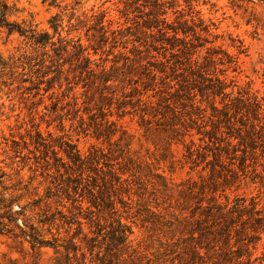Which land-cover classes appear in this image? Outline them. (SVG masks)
<instances>
[{
    "label": "rangeland",
    "instance_id": "374dc122",
    "mask_svg": "<svg viewBox=\"0 0 264 264\" xmlns=\"http://www.w3.org/2000/svg\"><path fill=\"white\" fill-rule=\"evenodd\" d=\"M9 1L24 11L21 18L33 17L52 35L56 16L63 38L56 47L68 50L62 73L46 70L43 98L33 97L35 91L12 94L15 111L7 108L0 118V174L24 203L47 204L62 245L81 246L85 256L78 253L72 264H199L191 254L218 228L230 226L235 237L248 233L254 218L264 220L263 6L247 0H198L193 8L183 0H55L59 7L49 6L53 0ZM198 18L208 33L195 28ZM186 19L196 34L179 38L191 50H171L173 31ZM80 47L93 60L92 72L77 59ZM25 51L51 65L52 51L41 55L0 30V54ZM37 131L42 145L34 144ZM66 151L85 159V171L90 167L83 179ZM218 206L224 219L209 214ZM236 208L245 214L241 220ZM124 234L127 245L111 246ZM263 241L256 251L249 244V264H264L256 260ZM0 255L17 264L55 262L52 249L32 251L5 236Z\"/></svg>",
    "mask_w": 264,
    "mask_h": 264
},
{
    "label": "trees",
    "instance_id": "16d2710c",
    "mask_svg": "<svg viewBox=\"0 0 264 264\" xmlns=\"http://www.w3.org/2000/svg\"><path fill=\"white\" fill-rule=\"evenodd\" d=\"M255 6H263L264 0H247ZM45 2V1H44ZM184 4L188 7L193 8L199 4L198 0H183ZM50 7H59L55 0L49 3ZM23 10L17 7L16 3H10L9 0H0V30L6 32L8 38L17 36L21 39L22 44L29 47L34 52H41V55H49V51H52L54 55L51 57V65H47L44 58H40L38 55L28 54L27 51L20 53L19 55L14 53L7 57L0 54V118L3 117L4 111L9 108L11 111H15V96H12L15 92L31 94L35 91L36 96H41V86L46 82L48 83V76L51 67H55L58 71L57 73H62L61 60L63 57V52H67L68 46L60 45L56 47V44L63 41L61 33L58 31L60 25L58 23H53L56 16L52 17L50 21V28L54 31V34H50L48 30L40 29L39 24L34 21L32 17L31 20L27 18H21ZM247 12V8H245ZM16 17L17 20H12ZM20 19V20H19ZM193 22L194 19H191ZM199 24L195 28H200L201 32L208 33L209 27L204 25V21L198 18ZM259 24V21H256ZM189 20L183 21L184 28H175L173 41L168 43L171 50H179L182 53H188L191 50L189 48L190 43L186 42L185 38L189 37V34H196V29H193L189 24ZM248 24H253L252 21H248ZM264 26V25H263ZM179 35H183L184 39L179 38ZM58 37L55 41V37ZM205 45H200L197 48H203ZM78 55V61L82 59L86 63V71L92 72V62L90 57L85 55V49L80 47ZM27 84H29L27 86ZM13 85H17L15 88L11 89ZM45 92L48 89H44ZM6 98L9 102V106L6 105ZM240 101H243L242 99ZM258 105V104H257ZM256 108V106H255ZM260 108H258L259 111ZM32 111V108L29 109ZM256 111V109H253ZM38 139L32 140L34 144H43L39 140H43L42 135L39 131L36 132ZM250 134V132L248 133ZM247 136V132H246ZM34 139V137H33ZM239 139L244 138L239 135ZM39 141V142H38ZM255 149V148H254ZM66 157L68 162L73 164L79 172V177L83 179L84 175L89 172L90 167L86 169V161L78 152L66 151ZM64 164V163H62ZM86 172V173H84ZM6 176L5 173L0 174V236L8 237L14 241H17L22 247L28 246L32 251H41L43 249H52L54 251V263L53 264H72V261L77 260V254L81 253V256H85L80 245H77L73 240L68 246L61 244L59 237L53 234V226L56 223V218L54 214L45 212V207L42 206V200H33L30 202H23V195L17 193V189L10 191L9 188L4 185L2 181ZM73 178L70 176L68 178L69 182H72ZM79 185V184H78ZM78 185L76 187H78ZM28 186H24L23 190H27ZM22 189H18L21 191ZM237 208L239 207L238 204ZM236 208V209H237ZM217 211L214 213L209 212L210 216L215 217L220 215L221 219L225 218V214L222 213L223 208L218 206ZM236 219H242L245 214L243 210L237 209ZM216 214V215H215ZM217 217V216H216ZM226 220L228 217L226 216ZM229 221H232L229 220ZM263 217L254 218L251 222V227H248L250 231L245 232H235V237L232 236V231L230 226H222L218 228L209 239V244L204 248L193 251L191 254V260L193 263L199 264H249L252 261L253 254L249 251V244L253 245V249L256 251L257 246L263 241L262 234H264V222ZM230 225V224H229ZM122 227V226H121ZM251 233V234H250ZM51 236L48 239L46 236ZM114 243L111 245L113 247L120 245H127L128 237L124 234L119 238L113 237ZM121 238V239H120ZM234 238L235 241H232ZM252 240V241H251ZM116 242V243H115ZM246 242V243H245ZM87 251L92 252L94 247V242L86 241ZM64 252H61V250ZM262 258L264 261V241L262 245ZM204 251V254L202 253ZM247 255V261L244 258ZM0 264H17L16 260L6 259L0 255Z\"/></svg>",
    "mask_w": 264,
    "mask_h": 264
}]
</instances>
